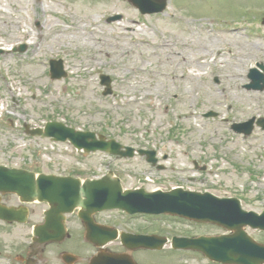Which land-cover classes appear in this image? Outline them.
<instances>
[{
	"label": "rangeland",
	"instance_id": "374dc122",
	"mask_svg": "<svg viewBox=\"0 0 264 264\" xmlns=\"http://www.w3.org/2000/svg\"><path fill=\"white\" fill-rule=\"evenodd\" d=\"M58 1L63 4L58 6L54 0H0V165L82 180L112 171L126 189L166 191L181 187L235 197L244 209L263 211L264 131L255 127L249 136H243L233 132L231 125L252 116L264 118V104L252 102L243 94L251 91L244 86L250 82L247 68L255 62L264 66V0H167V13L144 16L128 0ZM49 3L67 17L43 14L40 7ZM114 15H120V19L107 21ZM89 16L94 17L93 25L100 30L97 37L107 40L105 47L97 48L102 42L96 43V49L85 45L91 34ZM76 21L84 25L82 32L75 29ZM134 27L136 35L131 31ZM230 27L244 28L225 32ZM61 28L66 31L60 33ZM208 36L220 40L219 45H208L212 56L220 51L223 65L218 63L219 56L212 63L210 55H197V45L187 49L191 43H209L205 40ZM140 39L150 41V45L135 49L133 44ZM109 42L120 44L119 48L109 52ZM164 42H169L172 49L163 48ZM254 43L257 48L248 45ZM20 45L26 46L24 53L12 50ZM236 51L245 59L234 64L231 56ZM172 52L193 64H183ZM199 56L204 64L201 70L194 67ZM52 59L63 61L65 79L50 80L48 61ZM238 71L241 92H231V98L224 100L221 90L232 79H223ZM101 74L111 78L112 95L102 96ZM241 93L247 104L237 101ZM251 93L264 95V90ZM209 112L218 115L204 117ZM50 121L94 132L135 150H155L158 162L151 167L137 155L118 159L99 152L84 154L68 143L24 134L23 125L34 129ZM3 202L17 204L18 199L6 195ZM27 207L36 211L27 226L15 228L0 223V252L12 243H30V227L41 220L39 214L47 206ZM148 220L142 223L140 218L133 219L127 228L119 220L118 229L158 231L168 237L216 231L212 226L194 227L177 220ZM247 231L264 242V233ZM19 232L23 239L8 236ZM108 248L129 254L138 264H208L190 258L189 253H174L169 247L161 254L128 252L118 242ZM59 250L55 246L47 248L46 264H59ZM85 252L88 258L96 250L88 247Z\"/></svg>",
	"mask_w": 264,
	"mask_h": 264
},
{
	"label": "water",
	"instance_id": "95a60500",
	"mask_svg": "<svg viewBox=\"0 0 264 264\" xmlns=\"http://www.w3.org/2000/svg\"><path fill=\"white\" fill-rule=\"evenodd\" d=\"M131 3L141 7L142 0H130ZM150 3L147 13L162 12L165 8L164 0H147ZM24 47L19 48L20 52ZM51 75L55 79L65 76L61 62H51ZM102 84L108 86L110 80L101 77ZM107 90L105 92L109 93ZM249 130L246 131L248 133ZM32 135L51 137L54 141L70 143L77 149L85 152L104 151L114 155L132 156V150L121 153V146L113 140L105 141L103 137L95 139L92 133H76L60 123H48L44 131L35 130ZM141 153V152H140ZM148 161L154 163L152 153H148ZM0 193H14L23 202L45 201L50 210L46 213L45 222L35 228L34 241L37 243L59 242L65 233L63 229L64 213L76 207L89 209L90 205L101 208L122 207L129 212H150L154 214L167 212L196 221L216 223L231 231L233 235L217 239L199 238L197 240H176V248L193 249L203 252L209 259L223 264H264V246L253 243L242 231L246 225L264 229V215L258 217L253 213L240 211L236 199H216L208 194L184 192L180 189L169 193L145 194L142 191L122 192L117 179L106 176L99 181L86 180L83 184L71 178H59L34 174L25 171L7 170L0 167ZM93 209L95 210V208ZM5 211L0 207V218H5ZM24 216L22 212L19 216ZM11 220V219H9ZM20 221H24L21 218ZM87 229L91 235L90 224ZM164 241L159 240V247ZM158 243V242H157ZM143 242H140L141 246ZM155 246H152L154 248ZM127 261L112 259L106 264H132ZM102 258L100 262H104ZM94 261L93 264H99Z\"/></svg>",
	"mask_w": 264,
	"mask_h": 264
},
{
	"label": "flooded vegetation",
	"instance_id": "af4514ba",
	"mask_svg": "<svg viewBox=\"0 0 264 264\" xmlns=\"http://www.w3.org/2000/svg\"><path fill=\"white\" fill-rule=\"evenodd\" d=\"M3 198H2V203H4V205H6L7 207L14 208L16 209V211H18L21 208L19 203L12 204V203L3 202ZM46 209L47 207L43 209L39 215L43 216ZM28 214H29V219L32 218L36 214L35 209L28 208ZM105 215L106 213L95 214L93 216L94 223L105 224L109 226L110 223H107L104 219ZM3 224L7 227H15V228L22 226L16 223H11V224L3 223ZM65 227L70 234V238L66 240L67 242L70 243L65 247L64 244L66 243V241L56 245L52 244L43 247H39V246L32 247L31 238L29 237L30 239L29 244H26L25 241H21V242L12 243L10 246H7L8 250H4L3 252L2 251L0 252V261L2 262V264H38L41 262L46 264L48 263V259L44 257L46 250L47 248H49V246H55L57 247V249H60L57 252L58 254L56 256V260L60 264H65L62 261L63 252H69L73 254V257L69 259V262L73 264H86L87 256L85 249L86 248L88 249V247L92 248L93 246L87 243L86 241L82 240L84 235V227L82 222L79 220L77 213L74 212L73 214L68 215L66 217ZM8 236L10 238L23 239V233L20 232L17 236L15 235V233L10 234Z\"/></svg>",
	"mask_w": 264,
	"mask_h": 264
},
{
	"label": "bare ground",
	"instance_id": "6f19581e",
	"mask_svg": "<svg viewBox=\"0 0 264 264\" xmlns=\"http://www.w3.org/2000/svg\"><path fill=\"white\" fill-rule=\"evenodd\" d=\"M41 6H42V4H41ZM5 8H6V6H5ZM40 10H41V12H43V14H45V12H48L49 14H54V15H62L64 18L65 17H67L64 13H62V12H58L57 10H56V7H55V5L54 4H52V3H49L48 5H46V4H43V6L42 7H40ZM63 18V19H64ZM70 18H72V21H73V19H74V17H70ZM73 22H75V21H73ZM92 22V25H89V23H91ZM76 23H77V26H75V29L77 30V31H80V32H82L83 30H84V25H82L79 21H76ZM93 24H95V19H94V17H92V16H89L88 17V25H89V27H90V29H91V34L87 37V38H89V39H85V45H88V46H90V47H93L94 49H96V43H98V42H102L101 43V46H98L97 48H102V47H105V43H106V41L107 40H100L98 37H97V34L99 33V29L95 26V25H93ZM86 26V25H85ZM87 27V26H86ZM64 31H66V28H61V30H60V33H62V32H64ZM135 31H137V29H134L132 32H134V34L136 35V33H135ZM220 33H223V34H225L224 32H220ZM25 35H26V37L28 38V34L25 32L24 33ZM95 34V36L93 37V35ZM143 35H146V32L145 33H143ZM84 35H81V37H83ZM210 36H208V37H206V39L205 40H207L208 39V42L209 43H205V42H203V41H199V42H197V43H195V44H190L188 47H187V49H189V48H192L194 45H197L198 47H199V50L200 51H197V55H201L202 56V52H204V53H206V54H208V55H210L209 57H211L212 58V60H211V62L212 63H214L215 61H216V59H217V56H219L218 57V63L220 64V65H223L222 64V62H220V59L222 58V56H221V54H220V51H217V56L215 57V56H212V52L209 50V45L208 44H210L211 42H212V44H215V45H219L221 42H220V40L218 39V40H216L217 38H215V37H212L211 39L212 40H210V38H209ZM78 38H79V36H78ZM85 38V37H84ZM204 40V41H205ZM90 41V42H89ZM223 41H224V43H226V44H228V45H231L230 43H228V42H226V40L225 39H223ZM150 41H147V40H143V39H140V40H138V41H136V42H134V44H133V46H134V48L135 49H137V48H140L141 46H145V44H147V45H150V43H149ZM119 45L120 44H113V43H110L109 42V44H108V47L110 48L109 49V52L110 51H112L114 48H116V49H118L119 48ZM184 45V44H183ZM248 45H250L252 48H257L258 46H257V44L256 43H254V44H248ZM151 46H153L152 44H151ZM161 46L163 47V48H165V49H172L171 48V44L169 43V42H167V43H162L161 44ZM243 46V45H242ZM244 47H245V45H244ZM171 54H173L174 56H175V58L177 59V60H181V62L183 63V64H190V65H192L193 64V61L192 60H189V59H186L184 56L182 57L181 56V54H179V53H177V52H172ZM204 56H206V55H203V58H205ZM240 58L242 59V60H244L245 58L243 57V55L240 53V51H236V54H234V56H231V60H233L234 61V64H237V62H240ZM200 61V56L196 59V61H195V64H194V67H196V68H198V69H203V67H204V64H201V62H199ZM236 68H237V66H235ZM243 67V66H242ZM216 69L218 70V71H223V69H222V67L220 68V67H216ZM242 71H243V69H242ZM172 74H174V73H172ZM191 76H192V74L191 73H189V78H191ZM176 76H174V78H175ZM200 77H204V74H200ZM240 77H241V75H240V73H239V71H238V73H233L232 74V76H229V75H226L225 77H224V79H223V81H227L228 79H232V83H230V84H228V87H224L221 91H222V97H223V99L225 100V98H228L229 97V99L231 98V92H235V91H239L240 90V92H241V89L239 88L240 87V84H237V80H239L240 79ZM217 90H215L214 91V93L216 92ZM230 92V93H229ZM148 95H150L149 93H147ZM243 94H246L245 96H246V98L247 99H249L250 101H252V102H254V101H256V100H259L260 102H262V103H264V95H262V94H257V93H251V91H248V92H246V93H243ZM242 93L241 94H239V96H238V94H237V101L239 102V103H243V104H247L248 103V101H246L245 99L246 98H243L244 97V95H243ZM206 97H207V94L205 95ZM210 97H214V96H212V95H210Z\"/></svg>",
	"mask_w": 264,
	"mask_h": 264
}]
</instances>
